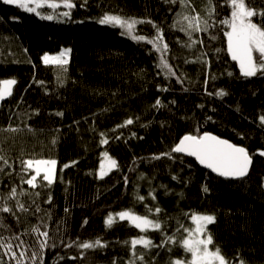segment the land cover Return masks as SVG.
<instances>
[{
    "label": "trees",
    "instance_id": "1",
    "mask_svg": "<svg viewBox=\"0 0 264 264\" xmlns=\"http://www.w3.org/2000/svg\"><path fill=\"white\" fill-rule=\"evenodd\" d=\"M54 1L61 6L41 9L54 17L48 20L0 0V81L17 82L0 101V208L12 209L0 211V237L18 258L14 237L24 241L25 264L37 248V226L49 233L42 264H173L191 259L180 241L193 227L191 215L200 213L215 216L207 228L210 246L229 264H264V72L244 76L227 51L228 26L221 21L231 15L228 0H71V9ZM245 3L264 12V0ZM106 14L151 23H138L130 35L100 24ZM197 15L206 31L184 19ZM252 20L264 27V16ZM157 28L175 75L160 66L161 52L148 42ZM64 47L71 49L64 67L43 62L44 54ZM221 90L227 94L218 96ZM205 132L248 150L247 177L215 176L171 151L184 135ZM105 152L118 167L101 177ZM45 158L57 162L55 179L28 185L32 170L22 162ZM126 210L151 216L161 228L142 231L118 218L106 225L109 213ZM141 237L152 246L133 252L125 243ZM97 239L105 246H77ZM0 260L16 264L2 246Z\"/></svg>",
    "mask_w": 264,
    "mask_h": 264
},
{
    "label": "snow or ice",
    "instance_id": "2",
    "mask_svg": "<svg viewBox=\"0 0 264 264\" xmlns=\"http://www.w3.org/2000/svg\"><path fill=\"white\" fill-rule=\"evenodd\" d=\"M211 3V0H209ZM4 3L15 4L18 7L24 9L28 12H33L37 15H40L38 9L45 6L49 8H58L61 5L51 2V0H4ZM228 3L231 8L230 18L221 21L223 24H227L230 27V31L226 32L227 36V51L231 54V58L234 61H238L239 68L244 76H255L258 72H264V27L259 26L256 23L252 22V17L259 15L264 16V12L257 13L253 8H249L245 3V0H228ZM32 6H29V5ZM63 6L65 8L71 9L74 5L71 3V0H63ZM214 11V8L213 10ZM69 12H64V16H68ZM212 12L209 13L211 15ZM42 18L52 20L54 17L52 15L43 16ZM184 19L189 20V27L194 28L196 31L207 30L208 24L207 21H203L204 28L201 29L200 17L197 15L189 19L184 17ZM151 23V21H138L136 19H124L115 15H104L100 20V24H112L118 25L122 28H125L128 34H132L135 30V26L138 23ZM155 26V25H154ZM191 35V33H189ZM136 40H145L147 39L144 36H132ZM156 47L157 51L161 52V64L160 66L166 70L170 75H175L172 71L171 66L168 64L167 60L163 56V52L167 50L168 45L163 40V32L157 28V35L153 40L148 41ZM197 43L196 40L192 41V44ZM192 45H189L191 47ZM71 49L62 50L59 55L51 56L45 54L43 56V62L45 64H67L68 54ZM256 53L257 55H254ZM179 79V78H177ZM15 79L2 80L0 81V101L4 100L6 97L12 95V88L16 84ZM167 90V89H163ZM218 96H224L225 93L223 90L216 93ZM161 101L156 100V106H160ZM62 115V113L60 114ZM260 120L264 122V116L260 117ZM133 123L131 119L126 120L124 125ZM118 125V127L124 126ZM104 137V133L100 134ZM102 144H107V138L101 140ZM172 152L176 153H187L190 156L197 158L200 164L206 165L212 171L218 173L223 177H232V178H242L247 175L249 170V165L251 163V156L248 153V150L244 147L237 146L230 143L227 140H222L217 136H213L211 133L205 132L202 136H193V135H184L179 142L172 148ZM261 155H264V151L260 152ZM105 159L107 160V167L105 163L100 165V176L103 177L107 174V171H111L113 168L118 167L117 161L109 157L108 153L104 154ZM161 155H171L170 153H162ZM159 159L160 157H155ZM3 157H0L2 160ZM5 163H7L5 161ZM25 165V170H34L35 174L32 175L26 183L32 187H35V181L37 177L43 172V181H47L49 184L53 182L54 172L56 166V160H32L22 162ZM67 167V165H65ZM208 189L205 188L204 191ZM16 196V190L12 189L10 198ZM155 197H153L154 199ZM138 199L143 200L144 197L140 196ZM22 211L25 210L22 204H18ZM2 212H12V209L5 206L0 208ZM151 212V209H149ZM156 213L160 212L159 208L155 209ZM119 220H128L135 227L141 229L142 231L151 229H160L161 225L153 220H150L147 216H139L133 213L130 210L120 211L116 213L115 216L112 213H109L106 218V225L111 226L116 219ZM191 220L193 227L191 229H185L187 236L184 237L180 244L187 253L191 254V259L187 264H229L225 257L221 254L220 248L217 246L215 250L210 249V245L213 244V238L210 233H208L207 228L209 224L215 222V216L197 214L194 213L191 215ZM87 223V221H85ZM2 221H0V227H3ZM33 232L37 234V248L32 251L31 256L28 259L31 261V264H37V261H40L42 264L43 249L49 247V233L47 231L41 232L39 227H35ZM42 238V239H41ZM15 240L19 241L16 245L17 248H20L19 258L17 257V252L13 251V245L5 243V239L0 237V246H2L6 253L10 255L12 259H15L16 264H25V261L22 259L28 249L24 247V241L20 239L19 236L14 237ZM173 243L175 239L169 237ZM76 243V241H73ZM133 252L137 245H143L145 248L152 246V241L146 238L132 239L130 242ZM53 247L55 245H52ZM68 247H71L72 244H68ZM80 248L90 249L95 247H104L99 239L94 242L85 241L78 243L77 245ZM141 260L143 257H139ZM0 264H3V261L0 260ZM129 264H134V261H130ZM173 264H184L182 260H176ZM241 264L243 262L241 261Z\"/></svg>",
    "mask_w": 264,
    "mask_h": 264
},
{
    "label": "water",
    "instance_id": "3",
    "mask_svg": "<svg viewBox=\"0 0 264 264\" xmlns=\"http://www.w3.org/2000/svg\"><path fill=\"white\" fill-rule=\"evenodd\" d=\"M207 133H211V132H207ZM211 134H212L213 136H217V137H219V138L222 139V140H227V141H229L230 143L235 144V143H233L232 141H230V140H228V139H226V138L220 137V136H218V135H216V134H214V133H211ZM202 135H203V134H202ZM202 135H201V136H202ZM235 145H237V144H235ZM237 146H240V145H237ZM240 147H242V146H240ZM179 154H182V155H185V156H188V157L192 158V159L197 163L198 166H200V167L203 168L204 170H206V171L210 172L211 174H214V175H216V176H218V177H222V178H226V179H233V180H235V179H241V178H232V177H223V176H220L218 173L212 171V169L208 168L206 165H202V164H200L196 157H194V156H190V155H188L187 153H179ZM252 164H253V161H252V158H251V163H250V165H249L248 173H247L246 176H244V177H242V178H245V177H247V176L249 175V173H250V171H251V168H252Z\"/></svg>",
    "mask_w": 264,
    "mask_h": 264
},
{
    "label": "rangeland",
    "instance_id": "4",
    "mask_svg": "<svg viewBox=\"0 0 264 264\" xmlns=\"http://www.w3.org/2000/svg\"><path fill=\"white\" fill-rule=\"evenodd\" d=\"M51 2H54V3H58V2H55L54 0H51ZM29 6H32L31 4L29 5ZM47 5H46V3H45V6L44 7H46ZM44 7H41V8H39L38 9V11H39V13H41V9H43ZM252 19V18H251ZM252 22L253 23H255L253 20H252ZM231 29L229 28V31H230ZM64 49H69V48H66V47H64V48H62L58 53H55V54H49V55H51V56H56V55H59V53L62 51V50H64ZM70 54V53H69ZM69 54H68V57H67V60L69 59ZM231 55V54H230ZM254 55H257L256 53H254ZM237 63H238V61H237ZM238 65H239V63H238ZM59 67H64V65H60ZM43 160H51V159H43ZM55 169H56V166H55ZM33 171V175L35 174V172H34V170H32ZM41 175H43V172L41 173ZM54 176H55V172H54ZM137 215V214H136ZM140 216V215H139ZM150 220H153V221H155L154 219H152L150 216H147ZM130 222V221H129ZM156 222V221H155ZM131 223V222H130ZM149 229H151V228H149ZM148 230V229H147ZM210 247V249L212 250V251H214L212 248H211V246H209ZM178 260H180V259H178ZM183 261V260H182ZM184 264H187V262H185L184 261Z\"/></svg>",
    "mask_w": 264,
    "mask_h": 264
},
{
    "label": "bare ground",
    "instance_id": "5",
    "mask_svg": "<svg viewBox=\"0 0 264 264\" xmlns=\"http://www.w3.org/2000/svg\"><path fill=\"white\" fill-rule=\"evenodd\" d=\"M4 1V0H3ZM30 13H33V12H30ZM35 14V13H34ZM35 15H37V14H35ZM38 16H40V17H43V15L40 13V15H38ZM228 26V25H227ZM229 26H228V30H227V32L229 31ZM58 53V52H57ZM45 55V54H44ZM43 55V56H44ZM55 65H61V64H55ZM179 154V153H178ZM182 155V154H181ZM185 156V155H184ZM188 157V156H187ZM46 159V158H45ZM35 160H38V159H35ZM51 160H54V159H51ZM105 163V165L107 166V161H105L104 162ZM55 174H56V169H55ZM32 175H33V171H32ZM32 175H31V177H32ZM214 175V174H213ZM216 176V175H215ZM39 177H41L42 179H43V175H40ZM39 177H37V179L39 178ZM37 179H36V181H37ZM54 179H55V176H54ZM53 179V180H54ZM229 180H233V179H229ZM235 180H239V179H235ZM36 181L34 182V183H36ZM194 214V213H193ZM198 214V213H197ZM200 214V213H199ZM141 216V215H140ZM142 216H149V215H142ZM151 217V216H150ZM152 218V217H151ZM153 219V218H152ZM155 220V219H154Z\"/></svg>",
    "mask_w": 264,
    "mask_h": 264
}]
</instances>
